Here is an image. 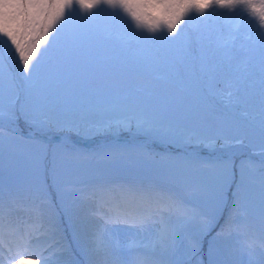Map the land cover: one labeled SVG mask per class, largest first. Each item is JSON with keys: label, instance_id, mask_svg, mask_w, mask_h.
I'll list each match as a JSON object with an SVG mask.
<instances>
[{"label": "snow or ice", "instance_id": "snow-or-ice-1", "mask_svg": "<svg viewBox=\"0 0 264 264\" xmlns=\"http://www.w3.org/2000/svg\"><path fill=\"white\" fill-rule=\"evenodd\" d=\"M253 20L258 29L245 34ZM111 21L121 27L112 30ZM216 96L252 113L245 124L225 119L220 127L258 132L264 140V0H0V176L16 140L4 132V118L14 120L17 106L42 131L79 132L81 124L92 134L135 128L148 141L166 140L173 126L188 121L206 123ZM145 148L111 145L69 159L133 170L152 162ZM105 174L77 189L98 205L102 221L85 250L90 264L101 254L99 264H126L121 230L141 237L128 245L138 252L136 264H184L182 241L199 205L183 201L163 179L117 184ZM236 196L239 202V191ZM17 202L5 200L0 184V264L5 245L12 264L33 257L34 264H57L56 254L41 247L59 241L39 191L30 195L26 217L14 214ZM226 230L232 231L230 222ZM191 248L198 254V241ZM248 256L257 264L251 246Z\"/></svg>", "mask_w": 264, "mask_h": 264}, {"label": "rangeland", "instance_id": "rangeland-1", "mask_svg": "<svg viewBox=\"0 0 264 264\" xmlns=\"http://www.w3.org/2000/svg\"><path fill=\"white\" fill-rule=\"evenodd\" d=\"M100 19L103 22L106 18L101 16ZM198 19L194 18L193 25ZM252 25V28L244 30L245 34H255L258 22L253 20ZM109 27L118 30L121 25L118 21H111ZM12 70L15 72V69ZM9 95L5 80L6 107ZM211 105V115L206 123L188 121L173 126L166 140L157 139L162 143L193 147L195 152L174 151L171 146L154 149L151 145H146L145 150L152 154V162L133 170H108L95 162L70 161L69 154L74 152L92 154L111 145H130L118 141L104 142L105 139L101 138V135L88 132L85 124H81L79 132H73L94 139V147L86 148L87 150L67 141L46 144L35 138L28 139L11 134L16 138L14 153L11 158L5 155L4 170L0 176L5 200L15 197L18 202L14 205V214L20 217L24 214L26 217L30 195L38 190L46 211L56 220L58 234L53 240L59 241L56 247H48L53 241H42L41 247L47 249L46 254H56L57 264H90L85 250L92 246L93 235L102 221L95 214L98 205L91 199H85L77 189L90 188L101 172L106 173L105 179L117 184L133 180L160 182L163 179L183 201L199 205V215L189 226L182 241V250L186 253L183 257L184 264H249L250 246L256 254L258 264L260 254L264 253V160L250 158L242 148L232 152L230 149L217 150L212 153L214 158L210 160L201 150L243 142L255 151L264 152V140L258 132L245 134L226 131L220 127L219 122L225 119L245 124L252 116L248 109L235 106L226 96H216ZM4 120L9 121L7 116ZM9 122L44 132L30 123L19 106L15 119ZM46 131L44 133L50 136L59 130ZM129 131L135 134V128ZM61 135L68 136L65 133ZM209 138H212L211 143H208ZM238 191L239 202L236 196ZM226 222L231 223L230 233H222ZM212 230L216 231L207 235V232ZM132 234L133 232L125 233L121 230L118 237L124 249L126 264H136L138 255L135 249H128L131 239L137 236ZM135 240L131 243H135ZM193 240L199 243L196 255L190 251ZM101 257L102 254L96 257V264H99ZM34 260V257L26 259L24 264H34Z\"/></svg>", "mask_w": 264, "mask_h": 264}, {"label": "bare ground", "instance_id": "bare-ground-1", "mask_svg": "<svg viewBox=\"0 0 264 264\" xmlns=\"http://www.w3.org/2000/svg\"><path fill=\"white\" fill-rule=\"evenodd\" d=\"M239 144H240V143H239ZM240 146H244V144H240ZM229 149H230V152H232V150H234V145L231 146V147H229V148L226 149V150H229ZM201 152H204V155L208 156V153H207L206 151L202 150ZM230 154H231V153H230ZM257 156H261V155L257 154Z\"/></svg>", "mask_w": 264, "mask_h": 264}, {"label": "water", "instance_id": "water-1", "mask_svg": "<svg viewBox=\"0 0 264 264\" xmlns=\"http://www.w3.org/2000/svg\"><path fill=\"white\" fill-rule=\"evenodd\" d=\"M257 155V154H256Z\"/></svg>", "mask_w": 264, "mask_h": 264}]
</instances>
